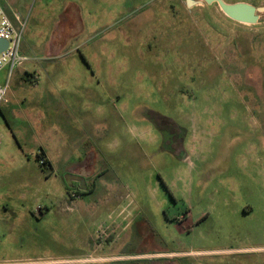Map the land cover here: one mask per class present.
Segmentation results:
<instances>
[{"label":"rangeland","instance_id":"obj_1","mask_svg":"<svg viewBox=\"0 0 264 264\" xmlns=\"http://www.w3.org/2000/svg\"><path fill=\"white\" fill-rule=\"evenodd\" d=\"M195 1L1 0L0 264H264V13Z\"/></svg>","mask_w":264,"mask_h":264},{"label":"built area","instance_id":"obj_2","mask_svg":"<svg viewBox=\"0 0 264 264\" xmlns=\"http://www.w3.org/2000/svg\"><path fill=\"white\" fill-rule=\"evenodd\" d=\"M14 20L0 4V39L9 42V46L0 52V72L5 68H9V75H11L16 68L21 67L29 60V57L22 54L21 51L24 26L21 24L18 15H15ZM9 87L10 84L8 82L5 84L0 82V108L8 100ZM40 162L43 163L44 159L41 158ZM107 260L108 259L100 258L94 254H88L53 260L46 264H101Z\"/></svg>","mask_w":264,"mask_h":264},{"label":"water","instance_id":"obj_3","mask_svg":"<svg viewBox=\"0 0 264 264\" xmlns=\"http://www.w3.org/2000/svg\"><path fill=\"white\" fill-rule=\"evenodd\" d=\"M189 6H193L198 3L195 0H186ZM207 4L217 3L221 10L230 19L245 23V24H257L260 19V14L264 13V7H255L252 4L246 2L227 3L224 0H203ZM9 46V42L4 39H0V52L5 50Z\"/></svg>","mask_w":264,"mask_h":264},{"label":"crops","instance_id":"obj_4","mask_svg":"<svg viewBox=\"0 0 264 264\" xmlns=\"http://www.w3.org/2000/svg\"><path fill=\"white\" fill-rule=\"evenodd\" d=\"M0 4L1 5H3L2 4V2H1V0H0ZM5 9H6V11H7V13L9 14V15H17L15 12H10L9 10L10 9H8V8H6L5 7ZM30 76H32V74L30 73L29 74ZM7 103V102H6ZM3 111H4V107H3V105L1 106V108H0V112H2L3 113ZM49 163L46 165V166H48V165H50L51 166V162L50 161H48ZM79 256H82V255H79ZM100 258H105V259H108L107 261H105V262H103V263H106V262H108V261H113V260H115V259H117V258H115V257H111V256H101V255H98ZM69 257H75V256H69ZM103 263H101V264H103Z\"/></svg>","mask_w":264,"mask_h":264},{"label":"trees","instance_id":"obj_5","mask_svg":"<svg viewBox=\"0 0 264 264\" xmlns=\"http://www.w3.org/2000/svg\"><path fill=\"white\" fill-rule=\"evenodd\" d=\"M38 158H39V160H40L41 158L44 159V162L42 163V165H44V166H46V165L49 163V162L46 160L45 155H43V154L38 155Z\"/></svg>","mask_w":264,"mask_h":264}]
</instances>
